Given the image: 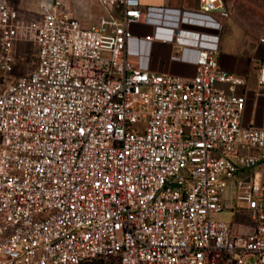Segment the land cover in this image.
Returning a JSON list of instances; mask_svg holds the SVG:
<instances>
[{
	"label": "built area",
	"instance_id": "built-area-1",
	"mask_svg": "<svg viewBox=\"0 0 264 264\" xmlns=\"http://www.w3.org/2000/svg\"><path fill=\"white\" fill-rule=\"evenodd\" d=\"M95 1L86 27L68 0H42L39 20L0 0V73L18 42L37 47L30 74L0 82V264H264V183L233 182L258 164L264 128L242 123L245 78L218 60L223 1ZM134 23L197 49L194 74L142 69ZM241 203L247 233L215 218Z\"/></svg>",
	"mask_w": 264,
	"mask_h": 264
},
{
	"label": "crops",
	"instance_id": "crops-1",
	"mask_svg": "<svg viewBox=\"0 0 264 264\" xmlns=\"http://www.w3.org/2000/svg\"><path fill=\"white\" fill-rule=\"evenodd\" d=\"M11 1L13 2V0ZM140 1L143 6H166L189 10L198 9L200 6L199 0ZM222 1L225 6L224 10L214 13L224 24L218 60L224 70L245 78V83L236 87V93L246 98L242 123L264 128V83L261 82L264 67V26L256 32L248 31L238 24L239 11L236 10L235 0ZM41 2L42 0H20V6L24 8L34 3L36 6L34 11L38 13ZM93 2L94 7L99 8L96 13L94 12L97 15L101 11V6L95 0ZM86 7L87 5H82V9L79 10L80 15L77 16L84 25H87V20H85ZM18 9L24 17L25 12L20 8ZM131 30L133 36L128 41V52L142 69L183 76L194 74L198 55L197 49L164 42L160 39H147V35L154 34L156 31V27L152 24L134 23ZM159 32L165 33V30L160 29ZM221 85L226 89L229 88L227 83ZM237 180L264 183V151L261 153V158L256 166L241 169L234 175L233 182ZM242 206H244L243 203L236 209L227 211L230 213V219L227 220L230 221L235 231L247 233L252 230L253 221L244 213Z\"/></svg>",
	"mask_w": 264,
	"mask_h": 264
},
{
	"label": "rangeland",
	"instance_id": "rangeland-1",
	"mask_svg": "<svg viewBox=\"0 0 264 264\" xmlns=\"http://www.w3.org/2000/svg\"><path fill=\"white\" fill-rule=\"evenodd\" d=\"M87 7L85 8V20H87V26H91L95 24L97 15L96 13L99 8L94 7L93 0H86ZM15 6L20 8L23 12H25L24 17L27 20H39L40 17L34 9L36 6L34 3L22 8L20 6V0H13ZM236 2V10L239 11V20L238 24L246 28L250 32H256L262 29L264 26V0H235ZM68 5L71 9L74 8L72 13L76 16L80 15L79 10H81V6H78L74 0H68ZM36 45L30 41L18 42L14 49L15 55V68L10 73H0V82L10 81L16 78H20L21 76L30 74L36 66ZM215 218H224L230 219V213L227 211L220 212L215 215ZM248 257L253 261L257 260V255L255 253H249ZM112 264H118L117 260L109 258Z\"/></svg>",
	"mask_w": 264,
	"mask_h": 264
},
{
	"label": "trees",
	"instance_id": "trees-1",
	"mask_svg": "<svg viewBox=\"0 0 264 264\" xmlns=\"http://www.w3.org/2000/svg\"><path fill=\"white\" fill-rule=\"evenodd\" d=\"M109 258L117 260L118 264H120L119 259L115 257H109V256L90 259V260L85 261L83 264H112L109 260H107Z\"/></svg>",
	"mask_w": 264,
	"mask_h": 264
}]
</instances>
